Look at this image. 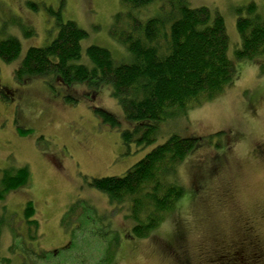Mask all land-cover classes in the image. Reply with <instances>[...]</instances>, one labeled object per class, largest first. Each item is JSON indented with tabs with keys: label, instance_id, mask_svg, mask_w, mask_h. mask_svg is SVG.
<instances>
[{
	"label": "rangeland",
	"instance_id": "rangeland-1",
	"mask_svg": "<svg viewBox=\"0 0 264 264\" xmlns=\"http://www.w3.org/2000/svg\"><path fill=\"white\" fill-rule=\"evenodd\" d=\"M164 1L155 0L138 13L139 17L145 22L161 14L160 10L167 5ZM186 1L192 9L205 7L224 19L227 54L236 72L235 81L224 93L236 94L245 110L256 115L264 109V59L260 60L261 65L237 59L236 52L242 47L237 19L238 11L253 3L264 18V0ZM60 8L65 23L73 21L88 33L81 43L82 60L89 62L86 51L92 45L108 49L118 63L134 59L128 48L111 36L117 15L124 12L123 19L127 21L125 12L129 10L121 0H0V41L16 38L22 45V53L15 61L7 63L0 58V179L6 170L29 171L28 183L5 195L0 203V259L14 261L11 247L15 245L24 258L30 247L46 252L45 260L36 259L29 264H96L108 246L101 237L105 228H109L118 240L112 264H137L142 239L132 232L135 221L129 217L128 204L115 206L106 194L94 190L89 183L93 179L125 175L172 135L196 136L203 142L201 148L213 145L220 148L219 137L223 134L217 135L223 130L207 135L190 131V118L210 102L160 122L157 130L149 134L153 141L148 146L138 141L153 124L140 126L127 121L110 87L96 92L86 84L71 88L58 83L53 86L44 77L22 83L16 80L15 72L27 50L48 46L57 37L59 28L50 12ZM170 27L167 24L165 31L169 32ZM166 37L165 33V41ZM165 41L161 40V45ZM68 96L74 101H67ZM97 108L111 113L120 126L113 129L104 124L94 112ZM177 129L182 134L174 131ZM133 130L137 138L125 143L122 131L132 134ZM28 204L35 208V219L40 225L39 238L33 243L30 237L34 235L28 234L23 212ZM75 204L78 208L69 217L68 210ZM73 246L77 249H72Z\"/></svg>",
	"mask_w": 264,
	"mask_h": 264
},
{
	"label": "trees",
	"instance_id": "trees-1",
	"mask_svg": "<svg viewBox=\"0 0 264 264\" xmlns=\"http://www.w3.org/2000/svg\"><path fill=\"white\" fill-rule=\"evenodd\" d=\"M164 2L167 5L160 10L161 14L147 18L144 22L138 13L152 6L155 0H121L129 10L125 12L127 21L123 19L124 12L117 15L116 27L111 36L125 45L134 58L125 64L113 59L108 49L95 45L86 51L89 62L82 60L81 43L87 39L88 33L73 21L65 23L62 8L51 10L56 28H59L57 37L48 46L27 50V55L15 72L16 80L22 83L30 78L44 77L50 85L58 83L71 88L86 84L96 92L108 86L127 121L140 123V126L149 122L153 124L150 131L138 141L150 146L153 139L149 134L157 130L160 122L185 113L189 108L213 102L236 79L234 66L227 54L228 35L222 16L205 7L192 9L186 0ZM30 7L36 9L33 5ZM257 10L253 3L238 11L237 31L242 47L236 53L240 61L261 65L260 60L264 59V18ZM167 24H171L169 32L165 31ZM161 40L166 44L161 45ZM21 50V42L16 38L0 41V58L7 63L15 61L21 55ZM66 100L74 101L70 96ZM94 112L111 128L120 126L119 120L111 113L98 108ZM22 133L26 132L23 130ZM121 134L125 143L132 137L137 138L136 130L132 134L131 131H122ZM202 144L201 138L196 136L172 135L125 175L93 179L89 186L106 194L115 206L127 203L129 217L135 221L132 232L135 237L143 239L157 222L155 214L149 215L145 222L142 212L146 198L155 200L161 210L174 206L182 198L183 190L175 187L169 188L162 196L156 195L160 188L156 180L157 163L167 157L178 165L187 154L201 148ZM4 172L0 179V203L5 195L25 186L29 178V171L25 168ZM77 208L75 204L68 210L69 217L74 216ZM23 212L29 226L28 234L34 235L30 237L33 243L39 238L40 230L39 222L35 219V208L28 204ZM65 221L63 218L62 222ZM105 229L101 238L107 240L108 246L96 264H112L116 257L114 248L118 240L109 228ZM72 249L76 250L77 246ZM17 251L15 245L11 247L14 261H22V264L47 258L46 252L32 247L26 250L25 258L19 255L22 250L19 253ZM14 261L0 259L2 264H12Z\"/></svg>",
	"mask_w": 264,
	"mask_h": 264
},
{
	"label": "clouds",
	"instance_id": "clouds-1",
	"mask_svg": "<svg viewBox=\"0 0 264 264\" xmlns=\"http://www.w3.org/2000/svg\"><path fill=\"white\" fill-rule=\"evenodd\" d=\"M190 123L198 135L223 130L221 147L189 153L178 165L167 157L157 163L156 195L175 187L182 198L163 210L146 198L145 222L152 214L157 222L140 241L137 264H209L222 251L264 264V109L253 115L225 92Z\"/></svg>",
	"mask_w": 264,
	"mask_h": 264
},
{
	"label": "flooded vegetation",
	"instance_id": "flooded-vegetation-1",
	"mask_svg": "<svg viewBox=\"0 0 264 264\" xmlns=\"http://www.w3.org/2000/svg\"><path fill=\"white\" fill-rule=\"evenodd\" d=\"M260 259V257H256ZM211 264H247V260L242 251L234 253L218 252L214 258L210 259Z\"/></svg>",
	"mask_w": 264,
	"mask_h": 264
}]
</instances>
